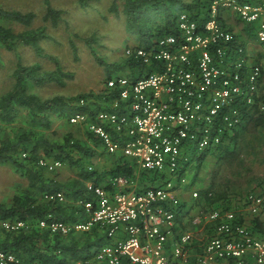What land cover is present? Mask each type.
<instances>
[{
    "label": "built area",
    "instance_id": "built-area-1",
    "mask_svg": "<svg viewBox=\"0 0 264 264\" xmlns=\"http://www.w3.org/2000/svg\"><path fill=\"white\" fill-rule=\"evenodd\" d=\"M185 1L193 7L176 11L175 31L124 47L125 56L140 65L138 76L111 74L103 87L111 99L80 97L77 104L88 109L68 117L85 124L106 153L136 164L134 174L110 175L104 184L87 181L91 197L76 201L86 213L81 219L37 221L60 234L97 226L108 239L94 255L99 263L264 264V228L255 229L231 199L200 198L190 180L201 154L232 145L247 119L260 118L264 138V0ZM244 28L249 39L238 34ZM94 101L99 106L90 117ZM38 163L61 165L46 157ZM42 196L65 198L62 191ZM236 196L252 218L264 213V183ZM1 224L11 230L26 222L7 218ZM10 262L37 264L0 249V264Z\"/></svg>",
    "mask_w": 264,
    "mask_h": 264
},
{
    "label": "trees",
    "instance_id": "trees-1",
    "mask_svg": "<svg viewBox=\"0 0 264 264\" xmlns=\"http://www.w3.org/2000/svg\"><path fill=\"white\" fill-rule=\"evenodd\" d=\"M81 6H85L88 0H77ZM45 11L43 17L52 25H57L63 18L64 10L54 7L51 0H43ZM116 0H113L110 9L115 10ZM182 7L192 8L191 2L185 0H123L122 12L125 16V29L129 33L139 34L137 44L146 45L154 41L157 37L168 32L176 30V11ZM35 13L32 10L22 11L14 8L0 6V18L16 21L24 26L20 31H13L10 27L0 24V46L13 50L18 54L16 45L20 42L29 45L37 55H43V47L40 41L45 38H51L46 31L44 24L36 27L29 26ZM159 16L160 20L154 21ZM152 20V21H151ZM153 22V23H151ZM149 23V24H148ZM90 45L89 39H85ZM73 53L76 51L75 44L69 39ZM92 53L97 62L101 63L105 71V79L113 71L122 72L132 77L139 75L137 68L140 66L137 62L124 56L119 62H108L98 56L94 49ZM55 62L54 69H43L39 62L23 63L19 58L11 73L13 78L11 87L3 94H0V120L12 121L17 113L23 109L27 117L40 120L41 124L48 127L51 125V114L64 115L66 122L71 125L83 126L86 137L90 138L95 145H100V139L91 131L87 130L79 123H71L68 120L69 115L76 109H88V105L81 107L77 104L80 97L91 96L96 99H111L112 93L92 91L80 92L69 97L62 94H55L43 97L30 89V86L39 85L44 82H56L64 85L65 80L71 78L73 73L61 68L57 58L49 55ZM116 73V72H115ZM99 106L98 102H93V109H89V116ZM258 124L256 120H248L242 126L246 129H253ZM233 135V144L220 146L216 151L218 157L221 153L233 155L235 147V135ZM83 139L79 137L74 130H68L62 135V141L51 140L45 135L38 134L33 129L23 130L14 139L0 136V163H8L15 166L17 170L23 169V173L28 178L27 187L13 194L11 201L7 203L0 202V249L12 252L21 262H30L37 264H98L94 255L100 245L107 242L105 233L100 231L97 226H93L87 231L70 232L68 234L53 233L47 228H42L37 224L38 219H62L66 221L81 219L85 211L78 199H88L91 194L86 190L87 180H93L97 183H105L108 176L116 174H134V163L126 161L121 155L113 159L109 165H103L101 169L97 166L92 168L86 163V158L93 150L92 145L83 144ZM92 146V147H89ZM101 147V145H100ZM91 148V149H90ZM95 148V147H94ZM102 148V147H101ZM42 151L40 153L39 151ZM81 153V157H74L72 151ZM91 150V151H90ZM19 152V157L14 155ZM25 152V155H22ZM74 152V151H73ZM24 156V157H23ZM202 153L197 163H194V172L190 175L192 182L196 181L197 169L207 158ZM40 157H52L60 162H68L78 168V173L66 181H59L54 177L44 174L47 169L44 165L38 163ZM85 158V159H84ZM26 159V162L22 160ZM90 159V157L88 158ZM187 166V163H185ZM53 170V169H52ZM50 170V171H52ZM22 172V171H21ZM145 173H141V180ZM153 181V178H149ZM201 182V181H200ZM199 186L200 198L206 197L207 202H216L226 199L228 202L237 194H226L223 197L217 196L215 188L211 185ZM62 191L65 198L61 201L56 199H44V192ZM212 191V195L207 196V192ZM244 193L239 194V196ZM40 197V198H39ZM78 211V212H76ZM22 219L26 225L18 229H6L2 224V219ZM260 222V223H259ZM261 221L254 223V228L261 230ZM77 263L78 261H80ZM8 264H19L10 262Z\"/></svg>",
    "mask_w": 264,
    "mask_h": 264
},
{
    "label": "rangeland",
    "instance_id": "rangeland-1",
    "mask_svg": "<svg viewBox=\"0 0 264 264\" xmlns=\"http://www.w3.org/2000/svg\"><path fill=\"white\" fill-rule=\"evenodd\" d=\"M112 1L88 0L85 6H81L77 0H51L54 7L64 10L62 20L57 25H52L43 17L45 11L43 0H0V6L6 8L32 10L35 16L29 26L36 27L44 24L47 33L51 36V38L40 41L43 55H37L29 45L22 42L16 45L18 54L0 46V94L11 87L13 81L11 73L18 58L23 63L39 62L43 69L50 70L56 65L49 55L57 58L61 68L72 72L73 76L66 79L64 85L52 81L39 85L33 84L30 86L32 91L43 97L62 94L66 98L80 92L102 91L106 75L103 65L96 61L92 49L105 61L119 62L125 56L124 47L139 42V34L129 33L125 29V16L122 12L123 0H116L115 10L110 9ZM160 19L162 18L157 16L154 21ZM0 24L10 27L15 32L24 28L16 21L3 18H0ZM235 24L241 26L239 23ZM70 38L76 46L75 53L71 49ZM86 38L89 39L90 45L86 43ZM115 72L125 71L116 70L112 74ZM50 118L51 125L46 127L41 124L40 120L27 117L22 109L12 121L0 120V136L14 139L23 130L33 129L51 140L62 141L63 133L74 130L84 140L83 144L90 145L83 126L71 125L66 122L64 115L56 113L51 114ZM256 121L258 124L253 129H246L244 126L238 129L235 135L233 155L224 156L223 153L221 157H218L217 153L207 155L197 169V185L213 186L217 196L221 198L226 194L246 193L264 183V138L261 136L263 122L260 118ZM94 147L92 151L90 150L91 154L85 157L86 163L93 161V164H88V167L91 165V168L97 166L102 169L104 167L102 165L106 164L101 161L110 162L105 160L107 156L111 158V161L119 157V153H106L100 145ZM73 151L74 157L82 156L81 153ZM39 152L42 153L41 149ZM15 154L18 156L19 152L16 151ZM22 161L26 162V159ZM134 166L136 167V164ZM193 168L194 166L191 168V174L194 172ZM50 170L46 169L44 174L59 181H66L78 173V168L68 162H62L61 166ZM27 183L28 178L22 168L17 170L15 166L8 163H0V202L8 204L12 195L27 187Z\"/></svg>",
    "mask_w": 264,
    "mask_h": 264
},
{
    "label": "crops",
    "instance_id": "crops-1",
    "mask_svg": "<svg viewBox=\"0 0 264 264\" xmlns=\"http://www.w3.org/2000/svg\"><path fill=\"white\" fill-rule=\"evenodd\" d=\"M238 34H239V36H240V38L241 39H249L250 37H252V34L249 32V31H247V30H245V28L243 29V30H239L238 31ZM250 47L252 48L253 47V45H250ZM251 50H253V49H251ZM87 142H89L90 143V145H92L93 147L95 146V144L93 143V141L90 139V138H88L87 137ZM109 160L110 162H104V161H101V163H104V164H106V165H109L110 163H111V158L110 157H106L105 158V160ZM101 166V165H100ZM103 166V165H102ZM87 181H89V180H87ZM104 184V183H103ZM199 186H201L200 184H198ZM182 195V197L183 198H186V199H188L189 198V195H188V193L187 192H182L181 193ZM13 196V195H12ZM237 196H239V195H237ZM236 196V197H237ZM12 198V197H11ZM231 201H232V203H233V206H234V208H236V210H237V212L238 213H240V214H242V216L244 217V219H246V220H248V221H250L251 219H253V224L255 223V221H257L258 222V220H263L264 219V213H261L258 217H255V218H252V216L249 214V213H247V211H246V208H245V206H243V205H241L240 204V202L238 201V199H235V198H231ZM260 218V219H259ZM260 223V222H259ZM264 223H261V225H263ZM261 225H257V226H259V227H261ZM264 228V227H263ZM263 228H261V230H263Z\"/></svg>",
    "mask_w": 264,
    "mask_h": 264
},
{
    "label": "bare ground",
    "instance_id": "bare-ground-1",
    "mask_svg": "<svg viewBox=\"0 0 264 264\" xmlns=\"http://www.w3.org/2000/svg\"><path fill=\"white\" fill-rule=\"evenodd\" d=\"M61 165H62V162H61ZM61 165H59V166H61ZM59 166H56L55 168H58ZM53 169H54V168H53ZM79 262H81V260L78 261L77 263H79ZM97 263H98V264H103V263H99L98 261H97Z\"/></svg>",
    "mask_w": 264,
    "mask_h": 264
}]
</instances>
